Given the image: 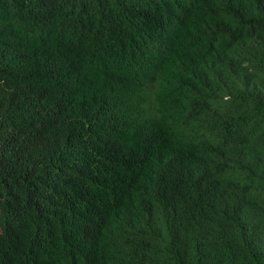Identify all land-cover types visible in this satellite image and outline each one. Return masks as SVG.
Wrapping results in <instances>:
<instances>
[{
    "label": "trees",
    "instance_id": "trees-1",
    "mask_svg": "<svg viewBox=\"0 0 264 264\" xmlns=\"http://www.w3.org/2000/svg\"><path fill=\"white\" fill-rule=\"evenodd\" d=\"M0 264H264V0H0Z\"/></svg>",
    "mask_w": 264,
    "mask_h": 264
}]
</instances>
